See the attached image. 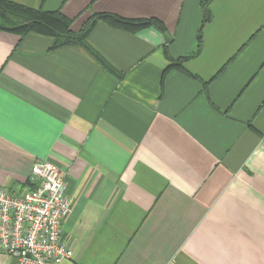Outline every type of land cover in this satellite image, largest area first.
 I'll return each instance as SVG.
<instances>
[{
    "label": "crops",
    "instance_id": "crops-1",
    "mask_svg": "<svg viewBox=\"0 0 264 264\" xmlns=\"http://www.w3.org/2000/svg\"><path fill=\"white\" fill-rule=\"evenodd\" d=\"M9 1L75 32L100 12L167 27L95 23L88 43L122 78L81 46L0 29V186L38 160L67 175L73 257L50 264H264V0L210 2L196 77L166 70L194 51L202 0Z\"/></svg>",
    "mask_w": 264,
    "mask_h": 264
},
{
    "label": "built area",
    "instance_id": "built-area-1",
    "mask_svg": "<svg viewBox=\"0 0 264 264\" xmlns=\"http://www.w3.org/2000/svg\"><path fill=\"white\" fill-rule=\"evenodd\" d=\"M67 175L38 160L21 186H0V252L18 264L60 263L73 257L64 225L72 213Z\"/></svg>",
    "mask_w": 264,
    "mask_h": 264
},
{
    "label": "trees",
    "instance_id": "trees-1",
    "mask_svg": "<svg viewBox=\"0 0 264 264\" xmlns=\"http://www.w3.org/2000/svg\"><path fill=\"white\" fill-rule=\"evenodd\" d=\"M212 0H202V9L204 18L200 32L197 36L196 46L194 51L189 56L172 58L168 54L169 50L165 47V51L171 60V65L167 68L166 73L172 68L182 69L184 72L196 77L190 73L185 67V62L193 57H196L202 50L203 46V29L211 20L210 2ZM10 15L13 20L6 17ZM98 21H104L109 25L138 32L144 28L154 26L162 33L166 34L167 27L165 23L158 18H127L112 12H100L93 15L79 32L72 30L71 25L73 19L64 15L61 10H44L30 8L9 0H0V29L16 32L22 36L29 33H38L53 38V48L78 45L88 50L96 59V61L108 72L122 78L123 74L116 70L100 53L93 49L88 43V36L91 33L94 25ZM168 42L169 38L167 39ZM208 82H204L206 90Z\"/></svg>",
    "mask_w": 264,
    "mask_h": 264
},
{
    "label": "rangeland",
    "instance_id": "rangeland-1",
    "mask_svg": "<svg viewBox=\"0 0 264 264\" xmlns=\"http://www.w3.org/2000/svg\"><path fill=\"white\" fill-rule=\"evenodd\" d=\"M6 17L10 18L11 20H13V17H10V15H7Z\"/></svg>",
    "mask_w": 264,
    "mask_h": 264
}]
</instances>
